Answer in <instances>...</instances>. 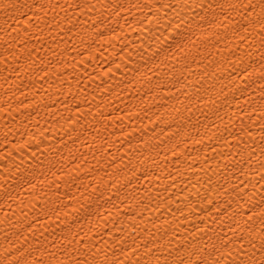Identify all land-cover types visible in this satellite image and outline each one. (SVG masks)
I'll use <instances>...</instances> for the list:
<instances>
[{"label":"bare ground","instance_id":"1","mask_svg":"<svg viewBox=\"0 0 264 264\" xmlns=\"http://www.w3.org/2000/svg\"><path fill=\"white\" fill-rule=\"evenodd\" d=\"M185 3L0 0V264H264V37Z\"/></svg>","mask_w":264,"mask_h":264},{"label":"snow or ice","instance_id":"2","mask_svg":"<svg viewBox=\"0 0 264 264\" xmlns=\"http://www.w3.org/2000/svg\"><path fill=\"white\" fill-rule=\"evenodd\" d=\"M226 3L227 7L233 12L237 14H241V11L243 12L247 23L242 26L246 30L249 26L259 25L260 35L264 37V0H247V3H244L243 0L239 3H231L228 0H186L185 7L192 13H197V11L203 13L201 16L202 20L206 19L208 14H211L213 21H218L220 17H223V20L230 23L231 20L224 11ZM194 19L195 16H193ZM177 27L179 28V24ZM180 264H184V261L181 260Z\"/></svg>","mask_w":264,"mask_h":264}]
</instances>
